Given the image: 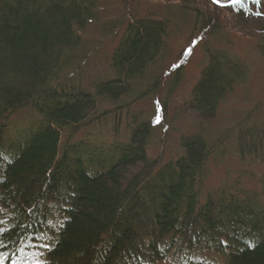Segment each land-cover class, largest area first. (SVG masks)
I'll return each instance as SVG.
<instances>
[{
	"label": "trees",
	"instance_id": "1",
	"mask_svg": "<svg viewBox=\"0 0 264 264\" xmlns=\"http://www.w3.org/2000/svg\"><path fill=\"white\" fill-rule=\"evenodd\" d=\"M114 1L127 8L136 0ZM98 2L0 0V264L32 250L41 253L37 264H264V174L247 176L256 188L243 186L241 175L203 190L210 157H220L230 138L240 161L264 163V126L256 117L264 115V100L216 135L201 127L245 79L237 58L211 42L235 29L264 55V0H159L160 12H128L116 21L121 10L96 12ZM180 14L190 18L188 40L203 47L181 106L199 124L179 138L177 156L166 159L161 147L150 157L154 127L130 107L147 98L163 108L161 125L166 119L183 72L180 62L162 65L161 57ZM90 22L122 33L106 59L111 77L87 92L71 84L90 60L92 45L83 41ZM163 89L166 101L158 98ZM23 108L40 126L5 142L8 117ZM123 113L126 141L98 150L73 140L108 115L118 130Z\"/></svg>",
	"mask_w": 264,
	"mask_h": 264
},
{
	"label": "rangeland",
	"instance_id": "2",
	"mask_svg": "<svg viewBox=\"0 0 264 264\" xmlns=\"http://www.w3.org/2000/svg\"><path fill=\"white\" fill-rule=\"evenodd\" d=\"M114 2V3H113ZM100 9H96V12L108 13L110 15H115L120 12L123 15H119L115 18L119 19L121 16L125 17V14L132 13L133 17L146 16L149 9L158 12L160 10L159 0H136L134 4L125 8V6L117 4L114 0H99ZM160 12V11H159ZM101 15V20H109L108 15ZM106 16L107 18H104ZM126 18V17H125ZM127 19V18H126ZM190 19L187 17L184 19L181 14L178 20L181 21L177 23L176 29L170 28V32L166 38V54H164V59L161 57V63H167L170 61L180 62L182 65V80L178 87V90L170 97L168 104H166V119L161 125V114H163V108L158 109L159 103L152 104L147 98L140 101H136L135 105H131L130 111L132 114H137L138 112H143V117L147 120H151L152 126L154 127L153 136L149 139L148 154L150 157H157L158 152L165 151V158L170 156H177L179 154V138L183 134L193 132L198 124L199 119L197 116L181 108L184 103L185 98H187V93L191 89L192 85L196 81L199 74L200 63L203 62L202 46L199 44H193L188 39V34L186 28L189 25L188 21ZM101 21V22H102ZM100 22L91 23L84 30L83 41L86 44H91V54L87 66L81 68L82 71L75 72L72 77L76 81L71 85L80 90H85L90 92L91 84L95 81L107 80L111 77L110 71L107 68V56L109 50L117 44L121 36V29H117L114 32L103 33L98 26ZM117 23V22H116ZM116 23H114L116 25ZM182 26H181V25ZM124 26V25H123ZM181 27V30L179 29ZM224 36L226 38H224ZM221 39L219 44H215L218 41L211 42V46H217L218 48L225 49L232 55H234L240 67L245 70V79L241 86H238L230 94H228L224 100L218 106V111L216 118L210 122L207 126L205 123L203 126L204 131L209 130L215 135L230 126L235 120H239L242 115H244L247 110L251 109L255 104H262L260 101L264 100V55L260 54L256 49L255 41L249 37L240 34L237 30L232 29L230 32L227 31ZM90 49V46H88ZM82 72V73H81ZM81 79L80 83L78 80ZM88 81V82H87ZM73 82V81H72ZM81 85V87H79ZM165 90L159 92V100L166 101ZM263 108V105H261ZM103 106H98L97 110H103ZM138 112H137V111ZM141 110V111H139ZM143 110V111H142ZM261 112V111H260ZM129 115V114H128ZM97 114L94 115L96 118ZM257 121H261L264 126V115L258 113L256 115ZM114 115H108L103 121H99L90 128L80 130L73 140H82L88 144V148L94 147L98 150L102 147L107 146L110 142L115 141L116 143L126 141V136L130 129V120L126 113L121 116V123L118 130H116L113 120ZM157 119V120H156ZM39 117L32 113L28 108H23L21 111L12 114L8 117L6 122V138L4 141L11 142L12 140H18L23 138L29 132H35L40 126ZM197 130V129H196ZM213 134V135H214ZM72 140V141H73ZM230 140L225 142L222 147L221 156L209 159L207 166L205 167V179H204V191L212 190L216 188L215 186L226 180H234V178L242 175V185L256 188V182L252 179L248 180L247 176L250 174L258 178L260 175L264 174V163L260 159L252 160L245 159L240 161L236 153V146ZM16 143V142H15ZM8 146V145H7ZM104 158L101 157L103 164L105 163ZM84 160V159H83ZM213 187V188H212ZM212 188V189H211ZM248 188L247 190H250ZM256 191V190H251ZM55 213L53 212L54 219L49 220V225L53 226L54 220H56ZM59 222V221H58ZM58 224V223H55ZM58 225H56L57 227ZM50 227V226H49ZM54 227V226H53ZM56 227H50L51 231L54 232ZM196 253V252H194ZM41 253L39 251L32 250L23 259L17 258L13 264H37L40 259ZM195 257V255H194Z\"/></svg>",
	"mask_w": 264,
	"mask_h": 264
},
{
	"label": "snow or ice",
	"instance_id": "3",
	"mask_svg": "<svg viewBox=\"0 0 264 264\" xmlns=\"http://www.w3.org/2000/svg\"><path fill=\"white\" fill-rule=\"evenodd\" d=\"M233 3H240L241 0H232Z\"/></svg>",
	"mask_w": 264,
	"mask_h": 264
}]
</instances>
